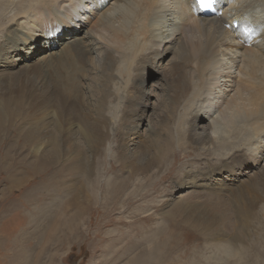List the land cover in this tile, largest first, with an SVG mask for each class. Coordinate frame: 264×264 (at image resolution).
Returning a JSON list of instances; mask_svg holds the SVG:
<instances>
[{
  "label": "bare ground",
  "instance_id": "1",
  "mask_svg": "<svg viewBox=\"0 0 264 264\" xmlns=\"http://www.w3.org/2000/svg\"><path fill=\"white\" fill-rule=\"evenodd\" d=\"M190 1L191 0L18 1L19 10H15V13L11 14V18H7L8 22L12 24L11 26H16V29L13 30L11 34L7 32L8 37L4 39V36H2L3 39H1L2 43H9L10 40H12L13 46L7 45L5 49L9 48V46L17 48L16 46L19 44L20 47L24 45L25 47L29 46L31 49V46L36 43L35 47L38 53L39 48L43 47L37 44L41 37L40 33L43 31L42 28H49L48 31H44V39H41V42H44V46L50 45L45 46V49L48 48L49 51L45 52L46 55H40L35 60V68H39L43 72L45 78L47 77L49 84L53 88L58 91H63L68 95L63 97V100L73 102L83 97L81 87H76L78 78L72 75L73 69L76 71L77 75L79 72L81 73L80 80L83 81L84 85L88 84L89 88L92 87V81L94 79L98 82L100 81L99 90L94 91V94H97V105L91 108L89 107L88 113H83L81 115L83 127L76 128L77 130L72 128V130H74L72 133H70V129L65 131L63 126H60V119L65 116L64 110H62L58 114L57 123L54 124L56 125L54 128L55 130H53L55 136H52L51 139L49 137L43 138L42 142L39 143V147L35 150L36 154L38 151L43 150L42 153L35 157L36 161H38L37 165H40L44 161H51V164L43 168L52 169V164L54 166L53 171L39 170L40 173L38 171L42 179L48 178V181H52L50 185L48 184V187H45V184L43 185L40 182L41 197L49 201L45 207H42V203H40L41 209L49 208L51 205H54V208H56V206L59 204L62 205L66 201L67 205L63 212H65L67 208H70L71 212L68 214L70 215L69 221H73L72 208L79 209L91 203L92 199L95 198L93 192H95L96 197H98L97 193H99V190L97 188L100 183L99 177L103 176L94 172L95 170L97 171V169L95 168L94 170L91 165H87V168H85L84 163L79 158L80 153H72V151L81 150L83 147L86 148L85 143L90 138V141L96 138V130L99 132L102 129L108 128L107 123L111 121L109 117H105V114L103 115L107 107L105 106V101L108 98H110V100L118 98L117 96L120 94L119 87L122 90L121 93L124 94L121 98H125L122 99L123 102L116 101V105L113 109H118L119 105L123 103V118L124 121L129 124L127 128L130 130H137L138 126L141 125V120L143 122L144 117L138 114L136 118H133L134 113L143 112L148 105L147 98H143L139 93L135 94V90L139 88L140 84L144 86L148 83V80L141 74V70L146 64H150L151 69L156 70L158 75H162V83L165 85L166 92L170 94V96L171 94L173 95V97H170L166 94V104L163 102L161 104L163 108L159 119L161 121L163 120L161 117L165 116H162L165 114L164 111L166 112L165 108L174 111H178L182 108L186 110L184 113H186L187 116V110L192 111L191 109L198 106V112H205L204 117L209 120V122L206 124V127H204V121L199 119L196 116L197 114L195 115L194 113V116L190 115L188 120L192 129L185 130L187 139L202 146V150H205L207 155L210 149L217 150V152L221 153L220 150L230 148L228 154L220 155L222 159L219 160L218 163L221 166L220 169L240 174L237 169L241 170L244 167H248L249 162L253 166H256L253 173L247 170L248 168H245L241 178L244 177V175H248V180L250 179L248 192L253 194L258 193V195L264 194V165L258 168L257 164L259 160L254 157V153L259 155L264 154V0H219L216 2V10L221 15H210L212 17H205L206 14L201 15L200 13H195L194 9L191 7ZM12 5H14V0H0V11L4 12L6 8H10ZM24 5H26V7H24L23 10ZM13 8L11 9L13 10ZM6 11L8 10L6 9ZM82 18H84L85 21L80 23L79 20ZM247 18L250 19L249 22L246 21ZM236 19H239L238 25L236 27H228L227 21L232 23ZM224 20L226 24H223ZM253 24H257L258 27L252 32L245 33L247 37H250L245 41L238 33V31H240L239 28L245 29L248 25L252 26ZM78 27L79 29H77ZM82 27L86 29L84 34L79 33ZM32 30H36L35 32L38 33V36H34L25 43H21V39H25L26 35H29ZM85 35L87 38H84ZM250 39L252 44L249 47ZM92 46H94V50H98L99 52L100 61L97 63L93 61L91 56ZM29 51L31 50L28 48V52ZM160 51L163 53H165V51H173V57L167 61L166 65L165 54L161 55ZM4 52L6 54L9 53V51L5 50ZM166 54L169 56V52H166ZM26 59H23V61H26L25 63H31L32 60L29 61V58ZM155 62H158V64L156 65ZM22 64L20 68L24 67V70H28L31 67H25L28 64ZM95 64H97V66ZM1 66L2 63L0 60V67ZM148 71L155 73L151 70ZM42 72L40 75H43ZM113 72H115V74H113ZM37 80L42 82L41 78H36V81ZM220 80H224L229 85L225 83L227 89L225 94L223 92L221 97H217L219 96L217 95L218 92L213 94V90L218 86ZM35 88H40V86ZM217 88L220 91L219 86ZM35 90H33V92ZM44 93L46 95L47 90L46 92L44 91ZM52 100L53 99L42 101V106L45 107L42 113L50 107H57L55 103H51ZM59 105L61 106V104L58 103V106ZM188 106L189 108H187ZM156 108L158 107L154 106L153 110ZM3 117V113L0 112V124L5 123ZM69 117L72 119L71 115ZM209 117L210 119H208ZM181 119L182 117H180L179 122L176 124L177 127H180L177 128L180 129V131L183 129L179 126L181 125ZM136 120H138V123L134 122ZM77 124L78 122L74 125ZM45 125V128L52 126L51 123H45ZM102 135H100L98 140L88 144V150L96 155L100 147L101 149L103 147L101 146L104 144L103 140L108 138V135L103 138ZM136 136L139 137V135ZM255 138H257L258 141L260 138L262 139L260 142L256 141L254 143ZM174 139H177L175 142L178 144V150H174V163L172 165L176 166V164H178V159L176 160L177 157H179V162H181L192 152L185 151V149L188 148L187 143L180 142L181 140L178 139V136L176 138L174 137ZM232 139L235 142L233 143L231 141L232 143H228V140ZM175 142L171 139L168 140L165 145L160 142H152L148 145L150 149L146 152L138 149L140 155L134 159L136 161L132 160V164L135 165V172L131 171L128 174L124 173L125 177L119 174L114 175L112 172L114 176L113 179H104V185H108L107 197L109 198L111 196L112 198L111 204L117 203L118 210L122 208L130 209L133 205L139 206L145 204V211L142 212L146 213L150 208V200L148 199H151L153 194L163 192L164 190H162V188L164 185L170 184V182L176 178V176L171 173L172 166L169 168L170 163L166 162V164L163 165L165 167L161 165L164 157L171 153L172 145ZM52 144V148L45 150L47 145L51 146ZM65 146L67 150H71L67 151ZM253 149V155L248 153V150L253 151ZM181 151L182 153H180ZM66 153L72 154L70 157L63 156L64 154L66 155ZM134 154H136V152ZM193 155H195V153H192L190 158H196L198 161L199 158ZM87 160H89V158ZM125 161H122L121 165L126 170L125 172H127V165L129 162ZM7 165V167L10 166L8 163ZM139 165L142 166L139 167ZM175 166L174 168H176ZM113 167H115V164ZM157 167H163V171H165L164 174L161 173L162 176L160 175V180H157L159 177L156 179L153 178V180L152 177L140 175L145 171L153 170ZM115 170H117V168ZM146 173L148 172H145V174ZM139 177H141V179H139ZM227 177L231 179L230 175H227ZM236 180L238 179H231L230 182H232V184L230 186L226 184V186L230 188L233 187ZM155 181L156 185H154ZM58 184H60V186ZM127 184L130 185V189L124 190ZM227 187L226 189H219L215 192H213L214 187L213 190L210 189L209 191L208 189V192L197 197L198 200H196L195 205L189 203L183 205L185 204L184 202L183 204L175 203L172 212L165 213L163 217L172 220V213H188L187 208H191V210H200L199 213L207 212L209 214L207 216L209 217H214V215L216 219L220 217L221 221L224 223L225 219L223 215L226 211L225 209L229 206V199L227 200L228 204L224 199L226 195L224 193L230 189ZM257 187H260V189H257ZM129 190H132L130 194H126ZM196 192L198 191H195V193ZM216 192L221 193L218 194ZM47 193L54 195H48ZM204 199L208 201L206 200L204 202ZM163 202H159L161 206L166 205L169 201L166 200L164 203ZM180 204L185 207H182ZM244 205L245 212L243 213L242 209L241 211L245 218H252L255 222L257 220L258 222H256V224L259 223L260 225L255 227L260 232V234L255 233L259 242L256 246L257 248L258 246L264 247V219L259 216L257 218L250 208L251 205L256 208L259 205L258 200H254L253 203L250 201L249 204L244 203ZM207 206L212 207V210ZM166 208L168 207L166 206ZM217 210H222V213L217 214L215 212ZM139 212H141V210ZM80 213H82V211L77 210L76 216ZM189 215V219H192L191 214ZM252 225H254V223ZM251 234L253 233L251 232ZM247 237H249L248 229L245 231L242 243H246ZM229 241L231 243H229ZM233 241L234 237H228V241L226 243L224 242V244H219V247L217 246L218 248H216V245H213L215 250L219 249L223 252V261L226 260V263L231 261L229 258L232 254L236 261H241L242 255L240 253H246L249 255L246 257L247 264H250L252 260L253 262L251 263L253 264H262L260 262L261 257H258L260 251L256 250V252H254L252 244L247 247L246 250L234 254L235 246L233 247ZM237 241L240 242V238H238ZM221 243H223V241ZM219 250L218 252H220ZM224 253L230 254L225 255ZM222 263L224 264V262Z\"/></svg>",
  "mask_w": 264,
  "mask_h": 264
},
{
  "label": "rangeland",
  "instance_id": "2",
  "mask_svg": "<svg viewBox=\"0 0 264 264\" xmlns=\"http://www.w3.org/2000/svg\"><path fill=\"white\" fill-rule=\"evenodd\" d=\"M18 1L19 0H14V5L10 8H6L10 12L6 11V9L4 12L0 11V42L1 39L8 37L7 32L11 34V32L16 29V26H11L12 24L8 22V19L11 18V14L15 13V10H19ZM24 7H26V5L23 6V10ZM11 8H13V10ZM217 15L218 14L215 16ZM79 21L82 23L85 20L82 18ZM246 21L249 22L250 19L247 18ZM224 23L225 20L223 24ZM227 24L229 27L230 21H227ZM257 27V24H255V26L251 27V30ZM42 29L43 31L40 33L41 37L37 44L43 47L39 48L38 53L35 47L36 43L31 46V49L29 46L25 47L24 45L20 47V44L16 46L17 48L9 46V48L5 49L7 45L13 46L12 40H10L9 43H0V60L2 63L0 67V112L3 113L5 117H3L5 123L0 124V264H223L222 262H224V264H243V260L244 264H247L246 257L249 255L246 253H240L242 255L241 261H236L233 258L234 255L231 253L232 256L230 258L232 259L229 258L231 261L226 263V260L223 261L222 258L224 257L222 254L223 252L219 249L220 252H218V250L213 248V245H216V248H218L219 244L226 243L228 237H234V241L232 242L233 247L235 246L234 254L246 250L247 247L252 244L254 252H256V250L260 251L259 254H256H258V257H261L260 262L264 264V247L258 246V249L256 246L259 243L256 234H260V232L255 227L260 225L259 223L256 224V222H258L257 220L255 222L252 218L247 219L243 214L245 212L244 203L249 204L250 201L253 203L254 200H258L259 205L256 208L251 205L250 208L257 218L259 216L264 219V201H262L264 200V194L258 195V193L253 194L248 192L250 179L248 180V175H244V177L241 178L245 168H248L247 170L253 173L256 166H253L249 162L248 167H244L241 170L237 169L240 174L220 169L221 166L218 164L219 160H222L220 155L228 154L230 148L220 150L221 153L217 152V150L210 149L207 155L206 151L202 150V146L187 139L185 130L192 129L188 120L190 115L194 116V113L195 115L197 114L196 116L204 121V127H206V124L209 122V120L204 117L205 112H198V106H195V109H191L192 111L187 110V116L186 113H184L186 110L182 108L183 111L180 109L178 110L179 112L165 108L166 112L164 111L165 114L162 115L165 116L161 117L163 118L161 121L159 119L163 108L161 104L162 102L166 104V94L167 96H170V94L166 92L165 85L162 83V75H158L156 70L151 69L150 64H146L141 70V74L148 80V83L144 86L140 84L139 88L135 90V94L139 93L141 94L140 96L148 99L147 108L144 109V111L142 110L143 112L134 113L133 118H136L138 114L144 117L143 122L141 120V125L138 126L137 130H130L127 128L129 124L124 121L123 118V103L119 105L118 109H113L116 105V101L123 102L122 99L125 98H121L124 94L121 93L122 90L119 87L120 94L117 96L118 98H113L111 100L108 98L105 101V106L107 107L103 115L105 114L104 116L109 117L111 121L107 123L109 129H102L99 132L96 130V138L92 140H98L102 134V138L108 135L107 139H102L104 142V144L101 145L103 146L102 149L100 147L97 155L88 150V144L92 142L90 138L85 143L86 148L83 147L81 150L72 151V153H80L79 158L84 163L85 168H87V165H91L94 170L95 168L97 169V171L95 170L94 172L103 176L99 177L100 183L97 188L99 190V193H97L98 197H96V193L93 192L95 198L92 199L91 203L79 209L72 208L73 221H69L70 215L68 214L71 212L70 208H67V210L63 212L67 205L66 201L62 205L59 204L56 206V208H54V205H51L49 208L41 209L49 202L41 197V183L43 185L45 184V187H48L52 181H48V178H43V180L39 174V170L53 171L54 166L52 164V169L43 168L51 164V161H44L40 165H37L38 161H36L35 157L42 153L43 150L38 151L37 154L35 150L39 147V143L42 142L43 138L49 137L51 139L52 136H55L53 130H55L54 128L56 125L54 124L57 123L58 114L62 110H64L65 116L60 119V126H63L65 131L70 129V133H72V131H74L72 128L77 130L76 128L83 127L81 115L83 113H88V110L92 106L97 105V94H94V91H98L100 88V81L98 82L96 79L92 81L91 88H89L88 84L84 85L83 81L80 80L81 73L79 72L77 75L76 71L73 69L72 75L78 78L76 87H81L84 98H78L73 102L63 100V97L68 95L63 91H58L53 88L49 84L47 77L45 78L43 72L39 68H35V60L40 55H46L45 52H48L49 49H45V46H50H44V42H41V39H44V31H48L49 28ZM77 29H79V27ZM85 30L86 29L82 27L79 33L84 34ZM35 31L36 30H32L29 35H26V37L24 36L25 39H21V43H25L34 36H38V33ZM2 36L4 37L2 38ZM84 38H87L86 35ZM251 44L250 39L249 47ZM28 48L31 51L28 52ZM4 50L9 51V53L6 54ZM166 52H169V56H167ZM172 53L173 51H165V53L160 51L161 55L165 54V65L167 61L173 57ZM91 56L95 63L100 61L99 52L98 50H94V46L91 48ZM25 57L29 58V61L32 60L31 63H25L26 61H23V59H26ZM21 64H28L25 67H31L28 70H24V67L20 68ZM155 64L157 65L158 62H155ZM95 65L97 66V64ZM148 70L155 73H151ZM41 72L43 75H40ZM113 74H115V72H113ZM36 78H41L42 82H39V80L36 81ZM225 83L227 82L220 80L218 84L220 91L217 86L214 88L213 94L218 92L217 95L219 96L217 97H221L223 92L225 94L227 90ZM37 86H40V88H35ZM33 90L35 91L33 92ZM43 90L45 92L47 90L46 95ZM170 97H173V95L171 94ZM48 99H53L51 103H55L57 107H50L42 113L45 108L42 106V101ZM58 103L61 104V106H58ZM154 106L158 108L153 110ZM187 108H189V106ZM70 115L72 119L69 117ZM180 117H182V119L181 125L179 126L183 128L181 131L177 129L180 127L176 126ZM208 119H210V117ZM137 121L138 120L134 122L138 123ZM77 122L78 124L74 125ZM45 123H51L52 126L45 128ZM136 135H139V137ZM177 136L178 139L181 140L180 142L187 143L188 148L191 150L187 148L185 151L195 153L193 156L199 158L198 161L196 158H190L192 156L191 153L181 162H179V157H177L176 160L178 159V164H176V166L172 165L174 163V150H178V144L175 142L177 139H174V137L176 138ZM170 139L175 143L172 145V150L169 154L170 157L169 155L164 157V162L162 161L161 165L163 166L166 162L170 163L169 168L172 166L171 173L176 176V178L173 179L170 184L164 185L162 188V190H164L163 192L153 194L151 199H148L150 200V208L146 213H143L145 211V204L139 206L133 205L132 207L134 209L132 207L130 209L122 208L119 209V211L117 203L111 204V196L109 198L107 197L108 185H104L103 180L107 178L113 179V174H119L125 177L124 173L128 174L131 171L135 172V165L132 164V160L136 161L134 159L140 155L138 149L146 152L150 149L148 148L150 143L160 142L165 145ZM261 139L262 138H260V140ZM260 140L258 141V139L255 138L254 143L256 141L260 142ZM231 141L233 143L235 142L232 139L228 140V143H232ZM52 146L53 144L51 146L47 145L45 150L52 148ZM65 149L67 150L66 146ZM70 150L71 149H68L67 151ZM135 152L136 154H134ZM180 153H182V151ZM248 153L253 155L254 149L253 151L248 150ZM248 153L247 155L249 156ZM71 154L66 153V155L64 154L63 156L70 157ZM254 155V157L259 160L257 167H262L264 165V154L259 155L254 153ZM88 158L89 160H87ZM122 161L129 162L127 165V172H125L126 170L121 165ZM7 163L10 165V168L7 167ZM114 164L115 167H113ZM141 166L142 165H139V167ZM174 166L176 168H174ZM109 167L112 168L110 169ZM163 167L152 168L154 171H145L148 173L145 174L144 172L140 175H146L152 177V179L159 177L157 180H160L162 174L165 173ZM116 168L117 170H115ZM227 175H230L231 179H238L231 188L226 186V184L228 186L232 184V182H230V177H227ZM139 179H141V177H139ZM58 185L60 186V184ZM154 185H156V181ZM226 187L230 188L231 191L228 189L226 193H224L226 194L224 199L227 204V200L229 199V206L225 209L226 214L224 213L223 215L225 219L224 223L226 222L225 224L221 221L220 217L216 219L214 215V217L210 216V218L207 216L209 215L207 212L199 213L200 210H191V208H187L188 213H172L171 216L174 221L170 218L165 219L163 217L165 213L172 212L175 203L183 204L184 202L185 204L183 205L188 203L195 205L196 200H198L197 197L208 192V189L209 191L211 189L215 192L219 189H226ZM128 189H130L129 184L124 187V190ZM257 189H260V187H257ZM132 190L127 191L126 194H130ZM195 191L198 192L195 193ZM216 193L219 194L221 192ZM48 195L54 194L49 193ZM164 200L169 202L161 206L160 203ZM206 200L207 199H204V202ZM40 203H42V207ZM182 204L180 205L182 206ZM166 206L168 208H166ZM209 209L212 210V207ZM77 210L82 211L78 216H76ZM140 210L141 212H139ZM215 212L217 214L222 213V210H217ZM189 214H191L192 219H189ZM251 223H254V225ZM247 229L249 237H247V241L244 244L242 243V239ZM251 232L253 234H251ZM238 238H240V242L237 241ZM222 241L223 243H221ZM229 243L231 242L229 241ZM251 262H253V260ZM251 262L250 264H253Z\"/></svg>",
  "mask_w": 264,
  "mask_h": 264
},
{
  "label": "snow or ice",
  "instance_id": "3",
  "mask_svg": "<svg viewBox=\"0 0 264 264\" xmlns=\"http://www.w3.org/2000/svg\"><path fill=\"white\" fill-rule=\"evenodd\" d=\"M215 0H195V3L202 9H211Z\"/></svg>",
  "mask_w": 264,
  "mask_h": 264
}]
</instances>
